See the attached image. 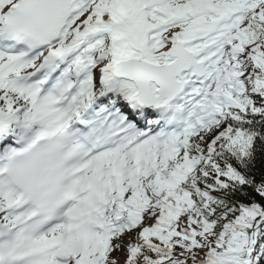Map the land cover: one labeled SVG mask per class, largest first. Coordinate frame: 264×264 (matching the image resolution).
I'll use <instances>...</instances> for the list:
<instances>
[{"label": "snow or ice", "instance_id": "6c2138e0", "mask_svg": "<svg viewBox=\"0 0 264 264\" xmlns=\"http://www.w3.org/2000/svg\"><path fill=\"white\" fill-rule=\"evenodd\" d=\"M0 264H264V0H0Z\"/></svg>", "mask_w": 264, "mask_h": 264}]
</instances>
